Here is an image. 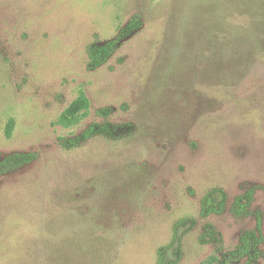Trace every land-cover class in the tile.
I'll use <instances>...</instances> for the list:
<instances>
[{
	"label": "rangeland",
	"instance_id": "obj_1",
	"mask_svg": "<svg viewBox=\"0 0 264 264\" xmlns=\"http://www.w3.org/2000/svg\"><path fill=\"white\" fill-rule=\"evenodd\" d=\"M19 153L0 264H216L258 216L264 239V0H0Z\"/></svg>",
	"mask_w": 264,
	"mask_h": 264
},
{
	"label": "trees",
	"instance_id": "obj_2",
	"mask_svg": "<svg viewBox=\"0 0 264 264\" xmlns=\"http://www.w3.org/2000/svg\"><path fill=\"white\" fill-rule=\"evenodd\" d=\"M111 44H108L104 47H93L90 50V56L93 66H99L102 64L108 57L109 52L108 48ZM75 107V105H74ZM15 126V121L10 120L5 129V134L7 137L12 135L13 129ZM107 134L108 136L113 135V131L108 125H98L95 129L86 130L81 137L66 140L63 142V145L68 148H73L79 145L80 142L86 141L95 134ZM34 160V155L31 153H19L12 154L6 157L3 161L0 162V176L3 174L14 171L25 164L30 163ZM264 239L261 231V218L257 217V223L254 230L244 232L238 241V245L235 249L224 254L222 260H218L217 258L213 260L216 264H237L242 259H247L246 264H257L259 259L262 256V252L260 250V246L263 244Z\"/></svg>",
	"mask_w": 264,
	"mask_h": 264
}]
</instances>
